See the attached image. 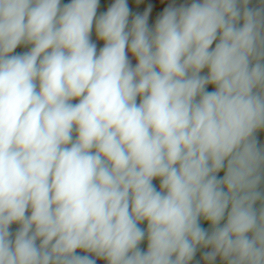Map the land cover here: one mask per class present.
<instances>
[{
    "label": "clouds",
    "instance_id": "1",
    "mask_svg": "<svg viewBox=\"0 0 264 264\" xmlns=\"http://www.w3.org/2000/svg\"><path fill=\"white\" fill-rule=\"evenodd\" d=\"M249 4L170 5L150 29L151 5L129 26L127 0L99 17V0H0V264H96L78 249L189 264L197 246L264 264V6Z\"/></svg>",
    "mask_w": 264,
    "mask_h": 264
},
{
    "label": "crops",
    "instance_id": "2",
    "mask_svg": "<svg viewBox=\"0 0 264 264\" xmlns=\"http://www.w3.org/2000/svg\"><path fill=\"white\" fill-rule=\"evenodd\" d=\"M71 0H61V6L64 4L70 3ZM115 2V0H99V5L97 8V17H99L102 13H105L108 8ZM191 0H127L129 9H130V16H129V26L131 25L132 19L137 14L143 15L144 12L149 8V5H151V11L148 14V26L150 29H153L155 27V23L157 19L160 17V15L163 13L164 9L166 7L174 6L179 7L181 5L190 4ZM262 6H264V0H262ZM91 41L96 44L97 46V54L99 53L100 49L104 46V42L102 40L97 39L96 32H95V21L93 23V29L90 35ZM218 42V41H217ZM215 43H213L212 47H215ZM32 45L31 44H21L19 45L11 55L16 54H23L25 52H28L31 50ZM127 51V50H126ZM128 58L131 62V65L135 67L137 60L136 58L129 52ZM207 69H204L201 72V75H206ZM197 99H199L197 97ZM140 102V97H137V103ZM72 103H78V100H73ZM76 133L73 132V137L75 138ZM261 190L264 189V184H261ZM257 208L260 207V202H257L256 205ZM30 215V210L26 213ZM227 216V213H226ZM226 216L225 220L221 221V226L223 223L226 222ZM200 225L204 229L211 231V225L209 222L205 221L203 217L200 218ZM251 235V234H249ZM211 246L209 247H202L197 246V251L191 261H189V264H209L207 260L204 259V253L211 251ZM211 264H226V261H224L219 255L216 257L214 261L211 262Z\"/></svg>",
    "mask_w": 264,
    "mask_h": 264
},
{
    "label": "rangeland",
    "instance_id": "3",
    "mask_svg": "<svg viewBox=\"0 0 264 264\" xmlns=\"http://www.w3.org/2000/svg\"><path fill=\"white\" fill-rule=\"evenodd\" d=\"M261 6H262V0H250V4L248 5V7H261ZM241 24H242V22H241ZM214 90H215V87L213 85H208L206 88V91H214ZM256 136H257V139L259 141V144L261 146H264V129L259 130L256 133ZM223 175H224V170H221V172H219L217 174L218 178H222ZM153 184L157 188V190L159 191L160 190V181L158 178L153 180ZM262 184H264V183H262ZM262 191H264V189H262ZM138 226L141 227L145 231L147 230V222L146 221L139 224ZM138 247L144 252L147 251V247H148L147 236H145V239L138 245ZM95 261H96V264H107V261L102 259V258H97Z\"/></svg>",
    "mask_w": 264,
    "mask_h": 264
},
{
    "label": "trees",
    "instance_id": "4",
    "mask_svg": "<svg viewBox=\"0 0 264 264\" xmlns=\"http://www.w3.org/2000/svg\"><path fill=\"white\" fill-rule=\"evenodd\" d=\"M20 225L19 224H12L9 226V231L13 234L12 238L14 239V236H15V233L16 231L19 229ZM39 240L37 241V245H39ZM77 255H89L90 258L92 259H97V257H95L93 254H90V253H87V252H84L83 250H80L78 249L77 252H76Z\"/></svg>",
    "mask_w": 264,
    "mask_h": 264
}]
</instances>
